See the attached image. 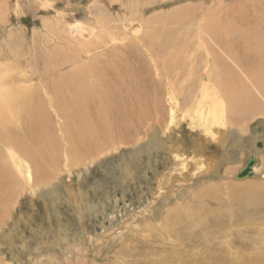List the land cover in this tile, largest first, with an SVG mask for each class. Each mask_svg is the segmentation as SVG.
<instances>
[{"label": "bare ground", "instance_id": "6f19581e", "mask_svg": "<svg viewBox=\"0 0 264 264\" xmlns=\"http://www.w3.org/2000/svg\"><path fill=\"white\" fill-rule=\"evenodd\" d=\"M257 1L251 5L243 3L244 9L235 7L236 12L229 13L222 8L205 17L203 24L197 26L210 39V43L204 46L205 52L211 59L210 64L218 65L221 73L225 71L223 78H218L221 81L217 82L230 95L225 113L212 106L205 113L206 117L204 113L200 116L204 134L223 144L224 151L215 162V170L220 167L221 160H234L224 149L227 142L222 133L228 128H236L237 113L249 116L259 109L249 87L264 96V0ZM97 8L94 7V11ZM94 11L89 10V13ZM108 25L107 20L95 15L91 25L80 33L84 37L91 36L94 43L89 40L76 43L78 40L73 39L72 33L66 29L70 35L67 34L69 41L64 47L73 52L57 47L42 53L34 59L39 63L38 67L33 69L35 66H31L32 71L28 70L22 76L24 82L35 78L38 83L16 86L19 85L18 77L8 75L3 84L10 82L12 86L3 88L0 85V225L15 207L20 194L18 190L25 186L47 189L52 194V209L61 199L60 194L74 198L67 185L63 189L65 192L57 193L58 176L71 167L95 161L108 147L117 149L114 146L119 144L137 147L121 167L124 179L132 176L139 169L135 160L140 159L139 155L145 150L140 147L142 142L150 140V143L155 139L154 132L162 131L168 118L163 113L159 82L153 78L148 62L144 57L142 60L132 45H129L131 49L127 46L110 54L100 53L99 50L113 40V37L107 39ZM95 28L103 30L105 35L102 32V35L97 34ZM145 42L147 47L151 46L147 38ZM156 46L157 51L151 47L147 50L151 53L154 73L169 74L182 50L177 46L173 58L163 57L159 54L162 45ZM82 53L90 55L83 59ZM226 60L233 63L248 81L236 70L232 73ZM68 65H71L70 69L61 71ZM206 78L209 82L210 77L207 75ZM175 107L173 103L171 113ZM213 125L219 126L216 132ZM220 127H224V131ZM164 140L159 142L163 145ZM171 144V155L179 162L182 160L180 163L186 169L189 161L182 158L184 146ZM247 158L246 165L233 176L235 179L255 177L256 153L251 151ZM245 168L249 173L239 177V172ZM169 178V175L161 176L158 182L163 186ZM188 185L184 184L179 197L189 192ZM244 185L242 190L234 193L230 205L219 202L207 208L201 203L202 199H198L181 208L171 207L156 225L150 220L142 222L139 229L135 227L128 235L119 238L106 262L96 264H264V188L250 182ZM77 193L80 201L90 202L85 190L79 189ZM89 207L96 208L97 204L90 203ZM13 231L15 228L2 234L10 248L14 241ZM68 231L66 228L56 233L49 230L55 243L66 242ZM79 241L76 238L72 244L65 243L66 251L77 250ZM45 244L28 248L35 254ZM21 246H25V242Z\"/></svg>", "mask_w": 264, "mask_h": 264}, {"label": "rangeland", "instance_id": "374dc122", "mask_svg": "<svg viewBox=\"0 0 264 264\" xmlns=\"http://www.w3.org/2000/svg\"><path fill=\"white\" fill-rule=\"evenodd\" d=\"M240 2V0H0V85L3 88L12 86L10 82L3 84L4 79L8 80V75L18 77L19 85L16 86L38 83L35 78L24 82L22 76H25L28 70L31 72L32 67L35 66L33 69L38 67L39 63L34 59L40 57L42 53H48L57 47L65 48L69 41L67 34L72 33L73 39L78 40L76 43L87 42L86 40L94 43L91 36L84 37V34L80 33L86 31L94 16L98 15L109 23L106 27L109 30L107 39L111 37L115 39L109 40L107 45L99 50L100 53L110 54L117 48L127 46L131 49L129 45H132L142 60L144 57L148 62L153 78L159 82L163 113L168 118L162 125V131L154 132V140L150 143H148L150 140L142 142L141 149L144 150L145 147L139 155L142 161L135 160L140 166L139 171H136L138 174L135 172L132 176L123 178L121 167L124 160L130 158L129 155L137 147L119 144L118 147L114 146L117 149L108 147L107 150L101 151L103 154L95 161L64 169L65 171L57 178L59 186L56 187V191L65 192L63 189L67 185L75 196L70 198L60 194L61 199L56 202L54 209L50 201L52 194H49L47 189L25 186L18 190L20 194L16 198L15 207L0 225L2 227L0 264L106 262L120 237L128 235L135 227L139 229V225L144 221L150 220L156 225L158 219L171 207L181 208L182 205L195 203L198 199H202L201 203L207 208H212L219 202L230 205L234 193L242 190L244 184L250 182L264 188V177L261 176L264 174V96L249 87L260 110L249 116L237 113L238 120L234 124L237 129L228 128L222 133L227 142L224 149L234 160H221L219 163H222L216 170L217 166L214 165L216 160L222 157L223 144L210 140L208 134H204L200 123V116L207 113L212 106L225 113L230 95L218 84L221 81L218 78H223L225 71L221 73L218 65L210 64L211 59L209 60V55L205 52L204 46L210 43V39L197 26L202 25L205 17H209L213 12L222 8L227 9L229 13L232 10L236 12L235 7L239 10L244 9L243 3L251 5L255 0ZM96 6L98 8L94 11L93 8ZM89 10L94 13L90 14ZM227 11L226 14H229ZM94 30L97 34L105 35L103 30L98 31V28ZM145 38L151 46L147 47ZM158 44L162 45L159 54L163 57L173 58L172 53L177 46L182 50L169 74L154 73L151 53L147 50L151 47L157 51ZM65 51L73 52L66 48ZM81 55L84 59L90 54ZM225 63L232 67V73H236V70L238 75L248 81L233 63L227 60ZM70 67L71 65H68L61 71H67ZM207 75L210 77L209 82ZM173 103L176 107L171 113ZM204 116L206 117V114ZM215 126L217 125H213L212 128L214 127L213 130L216 132L219 126ZM220 129L224 131V127ZM160 139H165L163 145L159 142ZM252 141L255 142V146L252 145L254 144ZM171 143L184 146L182 158H188L189 161L186 169L180 163L182 160L179 162L171 155L169 150ZM147 149L149 150L146 151ZM251 151L256 153L255 177L235 179L233 176L246 165ZM165 175L171 178L161 186L159 178ZM185 183L190 185L189 192L182 198L179 195L184 190ZM79 189L87 192L90 202H82L76 197ZM90 203L97 204V207H89ZM79 206L81 208H78ZM12 228H15V231L11 234L14 241L10 248L7 240L2 239V234L10 232ZM63 228L69 230L67 241L55 243L49 230L53 229V233H56ZM76 238L80 240L77 250L68 253L65 245L67 242L74 243ZM23 242L26 247L21 246ZM43 242L47 244L40 252L35 254L30 252V248ZM37 255L42 256L38 259Z\"/></svg>", "mask_w": 264, "mask_h": 264}, {"label": "water", "instance_id": "95a60500", "mask_svg": "<svg viewBox=\"0 0 264 264\" xmlns=\"http://www.w3.org/2000/svg\"><path fill=\"white\" fill-rule=\"evenodd\" d=\"M248 173H249L248 169L245 168L241 172H239L238 176L243 177V176H246Z\"/></svg>", "mask_w": 264, "mask_h": 264}]
</instances>
